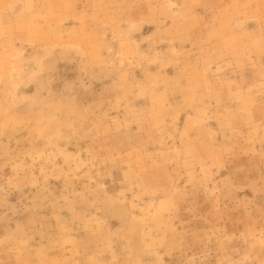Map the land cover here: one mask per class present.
<instances>
[{"label":"rangeland","instance_id":"obj_1","mask_svg":"<svg viewBox=\"0 0 264 264\" xmlns=\"http://www.w3.org/2000/svg\"><path fill=\"white\" fill-rule=\"evenodd\" d=\"M0 264H264V0H0Z\"/></svg>","mask_w":264,"mask_h":264}]
</instances>
